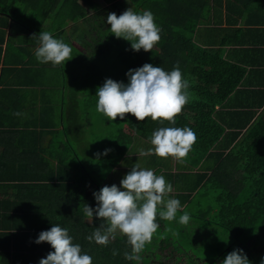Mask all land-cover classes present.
<instances>
[{
  "label": "trees",
  "instance_id": "1",
  "mask_svg": "<svg viewBox=\"0 0 264 264\" xmlns=\"http://www.w3.org/2000/svg\"><path fill=\"white\" fill-rule=\"evenodd\" d=\"M87 1L95 13L84 22L112 55V59L105 56L102 47L96 53L109 64L101 74L102 85L108 78L127 84L128 70L146 63L166 72L178 64L190 85L189 102L176 116L175 125L150 117L138 122L131 114H126L124 120L117 117L110 121L108 124L118 123L119 129L112 135L113 146L107 147L111 151L102 155L103 179L94 173L99 163L92 160L91 170V165L89 168L83 160L73 161L78 152L75 147L68 149L70 158L60 159L57 164L46 159L34 163L35 174L31 175L30 157L35 147L26 145L22 138L25 134L13 130L0 110V264H32L39 262L34 258L37 254L45 258L54 249L47 242L35 241L41 231L53 225L67 229L73 243L81 246L82 254L92 257V264H147L144 253L147 248L153 251L150 243L140 253L141 260L136 261L125 258L126 252L131 253V246L119 232L106 246L89 241L87 237L101 225L106 228L108 221L97 219L95 214L89 221L83 209L86 204L97 206L93 192L103 187L101 181L126 153L132 136L150 141L152 133L160 127H189L196 133V143L187 155L193 165L205 158L216 159L211 174H198V182L190 188L192 192L203 189L196 216L202 220H197L191 231L185 228L184 240L174 244L175 247L192 252L194 264H204L205 259L201 258L207 253L210 254L207 264H221L237 248L243 250L249 261L261 264L264 259V90H256L245 81L250 72H255L247 67L251 60L235 58L230 52L225 54V48L239 49L243 41L240 44L238 40L231 41L221 29L209 27L217 22L223 0H100L104 3L101 9ZM225 1L228 9L230 5L243 11L264 8V0ZM53 7L56 9L57 5L53 3ZM129 7L138 13L151 11L162 29L161 39L152 52L133 51L130 42L110 33L107 15L115 12L119 16ZM257 109H261L258 114ZM33 134L37 135L36 140L42 139L43 133ZM41 150L48 152L50 147ZM189 198L190 194L186 199ZM113 251L117 254L113 255ZM161 263L169 264V260Z\"/></svg>",
  "mask_w": 264,
  "mask_h": 264
},
{
  "label": "crops",
  "instance_id": "2",
  "mask_svg": "<svg viewBox=\"0 0 264 264\" xmlns=\"http://www.w3.org/2000/svg\"><path fill=\"white\" fill-rule=\"evenodd\" d=\"M91 1L99 9L104 7L100 0ZM0 3V110L4 111V119L13 130L25 134L22 138L26 145L35 147L30 157V174H35L34 163L39 164L42 159H46L57 164L61 162L60 159L70 158L68 149L75 147L80 153L76 151L73 161L78 163L83 160L89 168L92 160L99 163L94 173L103 179L102 155L95 154L103 153L104 148L113 146L114 140L113 125L108 124V118L103 114L104 118H98L100 112L98 117L96 113L92 115L97 111L98 98L95 94L97 88L102 86L101 74L109 66L107 60L99 59L96 53L102 47L100 50L106 52L105 56L112 59V55L108 52L110 50L103 47L102 41H98L97 33L84 22L95 10L87 0H0ZM53 3L57 5L56 9ZM49 7L50 10H47ZM240 8L230 5L228 9L223 0L217 22H212L209 27L221 29L222 34H227L231 41L238 40L239 44L243 41L240 52H237V47L230 46L225 48V54L230 52L235 58L251 60L252 63L247 67L255 69V72H250L245 81L256 90H264V8L257 7L250 11ZM44 31L51 32L54 38H62L70 45L73 58L64 65L40 63L35 57V49L39 46V33ZM260 110H256L257 114ZM94 116L98 121H94ZM117 124L115 132L119 129ZM104 127L108 129V138L105 135L107 130L103 133ZM33 133H39V136L43 133L42 139L36 140L37 135ZM67 133H70L69 136ZM17 142L21 143L20 140ZM45 147H50V150L43 152L41 149ZM152 147L150 141L133 135L128 150L101 183L103 186L115 184L120 187V180L135 164L154 170L156 175H163L173 187L174 191L170 195L181 202V210L173 221L157 216L159 228L150 242L153 251L145 249L149 252L145 251L144 259L147 264H162L166 260H169V264H194V254L182 251L174 244L182 243L185 228L191 231L197 220H202L196 216L200 211L197 201L201 200L203 189L197 188L192 192L190 188L198 182V174H211L216 159L205 158L193 165L190 157L180 162L171 156L160 158L154 154H139L141 149L147 151ZM189 194L190 198L186 199ZM214 207L219 211L218 207ZM184 212L190 216L187 225L179 223V216ZM188 241H192V237H188ZM209 256V253L202 255L204 264H207ZM186 257L188 261H185ZM34 258L40 260V254ZM174 259L180 262H173ZM250 262L254 264L252 260ZM32 264H38V261Z\"/></svg>",
  "mask_w": 264,
  "mask_h": 264
},
{
  "label": "clouds",
  "instance_id": "3",
  "mask_svg": "<svg viewBox=\"0 0 264 264\" xmlns=\"http://www.w3.org/2000/svg\"><path fill=\"white\" fill-rule=\"evenodd\" d=\"M106 22L110 25V33L130 42L131 49L136 52L141 49L152 52L161 39L162 29L155 23L151 11L138 13L129 7L119 16L110 12ZM38 41L35 57L42 64L64 65L73 58L72 47L62 38H54L49 31L40 32ZM126 76L127 84L108 78L97 88L95 95L98 98V112L109 121L117 117L124 120L126 114H131L138 122L150 117L153 121L176 124V116L182 112L190 98L189 82L183 78L178 64L172 71L166 72L161 67L146 63L139 68L129 69ZM196 140V133L189 127H160L150 137L153 147L147 151L141 149L139 154H154L160 158L171 156L182 162ZM110 151L105 149L103 153L95 155H107ZM173 191L172 185L163 175H156L154 170L135 164L120 180V187L115 184L106 185L98 192H93L97 206L92 208L86 204L84 215L91 221L95 214L97 219L107 220L108 226L96 228L87 239L106 246L119 232L126 236L131 246V253L126 252L125 258L141 260L140 253L159 228L157 216L173 221L181 210V202L170 195ZM189 221L187 212L179 216L181 225H187ZM41 242H47L54 251L40 259L38 264H92V257L82 254L81 246L74 244L68 230L59 225L41 231L35 243ZM116 254L113 251V255ZM221 264L251 262L243 250L237 248L228 253ZM261 264H264V259Z\"/></svg>",
  "mask_w": 264,
  "mask_h": 264
},
{
  "label": "rangeland",
  "instance_id": "4",
  "mask_svg": "<svg viewBox=\"0 0 264 264\" xmlns=\"http://www.w3.org/2000/svg\"><path fill=\"white\" fill-rule=\"evenodd\" d=\"M95 113H96V115H97L99 112H98V111H95L92 115H95ZM97 117H98V115H97ZM97 117L94 116V118H93L95 122L98 121ZM98 118H104L103 115H102V113H99V117H98ZM112 128H113V134H115L116 125L113 124ZM126 128H127V127H126ZM127 129H128V128H127ZM106 130H107V132L105 133V135H106V137L108 138V129H107L106 127H104V129H103V133H104ZM103 139H104V138H103ZM104 140H105V139H104ZM104 140H103V141H104Z\"/></svg>",
  "mask_w": 264,
  "mask_h": 264
}]
</instances>
